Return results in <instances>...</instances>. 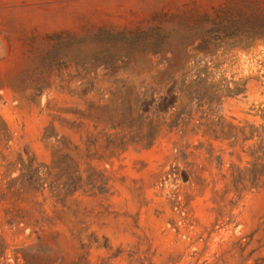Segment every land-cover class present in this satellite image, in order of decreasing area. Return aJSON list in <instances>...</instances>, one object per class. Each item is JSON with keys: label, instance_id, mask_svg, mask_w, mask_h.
Returning a JSON list of instances; mask_svg holds the SVG:
<instances>
[{"label": "rangeland", "instance_id": "rangeland-1", "mask_svg": "<svg viewBox=\"0 0 264 264\" xmlns=\"http://www.w3.org/2000/svg\"><path fill=\"white\" fill-rule=\"evenodd\" d=\"M226 1L0 0V264H264V42Z\"/></svg>", "mask_w": 264, "mask_h": 264}, {"label": "trees", "instance_id": "trees-1", "mask_svg": "<svg viewBox=\"0 0 264 264\" xmlns=\"http://www.w3.org/2000/svg\"><path fill=\"white\" fill-rule=\"evenodd\" d=\"M211 22L218 38L236 41L237 48L264 42V0H228Z\"/></svg>", "mask_w": 264, "mask_h": 264}]
</instances>
